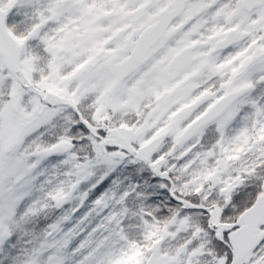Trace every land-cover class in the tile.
<instances>
[{
	"label": "snow or ice",
	"instance_id": "1",
	"mask_svg": "<svg viewBox=\"0 0 264 264\" xmlns=\"http://www.w3.org/2000/svg\"><path fill=\"white\" fill-rule=\"evenodd\" d=\"M0 264H264V0H0Z\"/></svg>",
	"mask_w": 264,
	"mask_h": 264
}]
</instances>
